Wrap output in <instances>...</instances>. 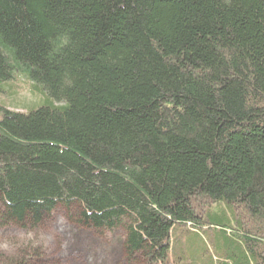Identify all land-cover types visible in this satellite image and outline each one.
Here are the masks:
<instances>
[{
    "label": "trees",
    "instance_id": "1",
    "mask_svg": "<svg viewBox=\"0 0 264 264\" xmlns=\"http://www.w3.org/2000/svg\"><path fill=\"white\" fill-rule=\"evenodd\" d=\"M21 81L38 101L1 111L0 227L65 207L121 229L128 262L190 264L188 226L264 264V0H0V90Z\"/></svg>",
    "mask_w": 264,
    "mask_h": 264
},
{
    "label": "rangeland",
    "instance_id": "2",
    "mask_svg": "<svg viewBox=\"0 0 264 264\" xmlns=\"http://www.w3.org/2000/svg\"><path fill=\"white\" fill-rule=\"evenodd\" d=\"M28 85L24 81L18 82L15 95L0 90V116L7 104L14 109L26 110L38 101ZM178 228L181 233L174 236L177 256L180 254L190 264H210V256L215 264L222 263V254L218 251L221 237L214 230L199 229L198 236L188 234L187 229H191L188 226ZM210 231L214 233L210 234ZM123 236L121 229L97 233L81 228L70 219L65 207H59L39 227H0V264H10L9 260L24 264H142L139 258L128 262Z\"/></svg>",
    "mask_w": 264,
    "mask_h": 264
}]
</instances>
